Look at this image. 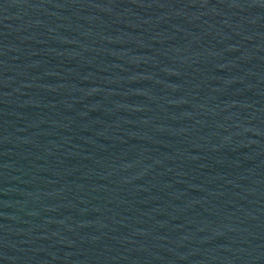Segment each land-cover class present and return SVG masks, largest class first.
<instances>
[{"label": "water", "instance_id": "water-1", "mask_svg": "<svg viewBox=\"0 0 264 264\" xmlns=\"http://www.w3.org/2000/svg\"><path fill=\"white\" fill-rule=\"evenodd\" d=\"M0 264H264V0H0Z\"/></svg>", "mask_w": 264, "mask_h": 264}]
</instances>
